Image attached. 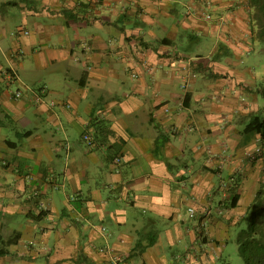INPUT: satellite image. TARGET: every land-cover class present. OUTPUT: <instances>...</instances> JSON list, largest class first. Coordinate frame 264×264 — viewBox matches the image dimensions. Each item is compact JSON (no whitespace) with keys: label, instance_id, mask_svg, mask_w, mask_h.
Here are the masks:
<instances>
[{"label":"crops","instance_id":"crops-1","mask_svg":"<svg viewBox=\"0 0 264 264\" xmlns=\"http://www.w3.org/2000/svg\"><path fill=\"white\" fill-rule=\"evenodd\" d=\"M257 51L246 0H0V264H213Z\"/></svg>","mask_w":264,"mask_h":264},{"label":"trees","instance_id":"trees-1","mask_svg":"<svg viewBox=\"0 0 264 264\" xmlns=\"http://www.w3.org/2000/svg\"><path fill=\"white\" fill-rule=\"evenodd\" d=\"M246 5L250 17L251 40L256 42L258 50L264 54V0H246ZM255 92L259 97L264 99V77L256 86ZM242 134L256 136L257 144L252 151L253 157L250 161L257 160L260 162L258 175L261 177L259 178V185L256 188L253 199L247 208L248 224L237 232L235 242L243 264H264V105L256 113L249 115L247 122L243 126ZM238 180V177L233 179L228 188L227 208H234L236 206L239 197V194L236 192ZM155 235L154 233L148 238L146 245H136L132 251L140 252L145 247L153 244L156 239Z\"/></svg>","mask_w":264,"mask_h":264},{"label":"rangeland","instance_id":"rangeland-1","mask_svg":"<svg viewBox=\"0 0 264 264\" xmlns=\"http://www.w3.org/2000/svg\"><path fill=\"white\" fill-rule=\"evenodd\" d=\"M249 59H251L250 62H253L254 64L255 75H256L255 76V83H256L255 86H257L258 83L264 77V54L261 51H257L256 54L253 56V58H249ZM259 101L264 103V99L261 97L259 98ZM247 176L250 177L251 175L247 174ZM260 177L259 175H257L254 178H252L253 185L255 184L254 188L258 187ZM214 180L213 181L217 183L218 181L217 177L214 178ZM251 187H252V183H251ZM247 224H248V216L245 215L244 218L240 220L238 224L231 227V229H228V232H227L228 236L224 240V247L221 249V257L217 258L213 264H243V260L237 250L235 238H236L237 232L240 229L246 227Z\"/></svg>","mask_w":264,"mask_h":264},{"label":"built area","instance_id":"built-area-1","mask_svg":"<svg viewBox=\"0 0 264 264\" xmlns=\"http://www.w3.org/2000/svg\"><path fill=\"white\" fill-rule=\"evenodd\" d=\"M185 11H186L187 13H191V14H194V13H195V11H194V7H193L192 5H190V4H187V5L185 6ZM197 12H199V11H197ZM199 13H200V16H201L204 20H209V19H211V15H210L209 13L204 12V11L199 12ZM6 74H7L6 76L12 77L10 73H6ZM14 95H15V97H18V96L20 95V93H19V92H15ZM82 139H83V141L86 143V145H88V146H91V145H92V140H91V138H90V136H89L88 134H83V135H82ZM114 162H118V158H117V157L114 158ZM188 211H189L190 215L193 214V209H192V208L189 207V208H188Z\"/></svg>","mask_w":264,"mask_h":264}]
</instances>
